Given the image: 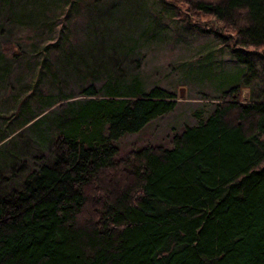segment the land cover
Listing matches in <instances>:
<instances>
[{
    "label": "trees",
    "instance_id": "16d2710c",
    "mask_svg": "<svg viewBox=\"0 0 264 264\" xmlns=\"http://www.w3.org/2000/svg\"><path fill=\"white\" fill-rule=\"evenodd\" d=\"M98 1L0 0V103H13L0 143L21 127L36 160L0 162V264H264V0H167L173 15L178 3L182 17L213 19L193 30L220 37L235 68L217 76L193 124L121 155L119 139L175 100L126 70L140 33L105 39L107 25L93 20L72 44L68 19ZM98 40L120 60L96 55ZM60 46L80 97L38 86L66 72L47 63ZM26 49L39 81L19 84Z\"/></svg>",
    "mask_w": 264,
    "mask_h": 264
},
{
    "label": "rangeland",
    "instance_id": "374dc122",
    "mask_svg": "<svg viewBox=\"0 0 264 264\" xmlns=\"http://www.w3.org/2000/svg\"><path fill=\"white\" fill-rule=\"evenodd\" d=\"M166 2L167 0H99L95 5H90L88 12H82L68 19L67 29H69V38L72 44L83 43L86 40L87 36H84V33H88L85 30L90 26L86 28L85 26L93 20H97L95 21L96 28H99V25H107L105 26L108 29L105 31V39L118 40V36L130 34L131 39L135 41L140 33V40H137L133 51L127 55L128 60L124 62L126 70L132 75H137L136 78L143 89L146 90L152 86L160 87L166 93H170L175 100L170 111L150 119L137 132L122 136L118 145L119 155L123 154L128 147L161 141L162 136L167 138L171 132L178 130L184 124H193L196 121L193 114L195 109L203 107L202 113L208 110L211 103L209 97L214 95L219 80L217 76L222 75L221 72L227 74L228 71L235 68L234 60L220 37L211 32L204 33L193 30L194 25L202 27L203 23L214 27L212 26L213 19L205 16L196 19L188 13L189 16L186 14V18L182 17V12L186 8L178 3H176L178 10L173 15V7ZM13 3L14 8L25 5L23 0H13ZM113 7H116L117 11H114ZM128 11H131L128 18L119 19ZM205 18L206 22H204ZM43 32L45 33V28ZM101 34L102 31H99L94 36L100 38ZM99 42L100 40L96 46V55L103 56L102 60H105L106 63L108 61V64L110 62L111 65L120 60L121 54L114 53L112 50L104 52V47H101ZM61 53V46L59 49L50 50L51 60L47 62L51 65V69H54V73L58 70L57 64L66 71L65 73L57 71L59 73L56 78L57 86L56 84L52 85V82L46 78L47 76L42 78L45 73L40 76L39 81L40 70H33L36 57L28 49L17 60L14 78H17L19 84H30L36 79L39 81L38 86L42 93H55L58 87L62 93L77 94L79 90L77 85L80 81L72 73L70 65L67 62H62ZM135 61L136 63H134ZM112 73L117 75L116 69H112ZM88 83V81H84L81 85L85 86ZM98 83L99 81H94L93 84L97 85ZM180 87L182 95L178 93ZM242 91L245 96L246 89L242 88ZM202 94L208 98L202 99L200 97ZM75 97L80 96L75 95ZM12 105L13 103L9 100L0 103L1 136L6 133V129H9L7 124L10 117L7 116ZM19 131L20 135L15 133L0 143V153H3L0 162L5 159L6 162L3 166L8 170L19 166L22 157L26 159V162L31 159L32 165L36 161L33 159L35 157L34 148L24 143V139L30 138L29 132L21 127ZM5 151L7 152L5 153ZM0 171L8 173L3 167H0Z\"/></svg>",
    "mask_w": 264,
    "mask_h": 264
},
{
    "label": "water",
    "instance_id": "95a60500",
    "mask_svg": "<svg viewBox=\"0 0 264 264\" xmlns=\"http://www.w3.org/2000/svg\"><path fill=\"white\" fill-rule=\"evenodd\" d=\"M178 93H179V95H182V88L181 87L179 88V92Z\"/></svg>",
    "mask_w": 264,
    "mask_h": 264
}]
</instances>
